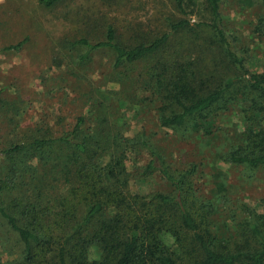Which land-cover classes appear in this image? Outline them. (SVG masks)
Listing matches in <instances>:
<instances>
[{
    "label": "rangeland",
    "instance_id": "rangeland-1",
    "mask_svg": "<svg viewBox=\"0 0 264 264\" xmlns=\"http://www.w3.org/2000/svg\"><path fill=\"white\" fill-rule=\"evenodd\" d=\"M220 11L232 49L250 68L263 71L264 32L258 25L264 0H222ZM185 18L191 21L189 27L170 30L171 22ZM207 18L201 8L183 13L175 0H62L52 6L40 0H0V150L28 138L58 137L83 118V134L104 142V162L113 150L129 151L126 164L132 192H174L158 172L143 175L151 158L148 146L176 174L194 168L191 179L197 194L215 209L213 230L237 240L240 226L252 210H262L264 200V167L222 159L244 143V111L241 106L223 111L210 135L191 125L164 127L163 102L153 74L160 58L193 62L204 72L217 67L233 72L213 30L197 24ZM110 26L127 46L163 32H170V37L159 52L120 66L110 49L89 51L72 45L85 37L103 40ZM20 43L18 50L7 49ZM55 155L48 151L21 161L20 171L22 167L25 171L18 174L12 191H0V202L8 205L18 196L32 197L35 188L42 189L46 200L63 192ZM9 165L10 159L1 156L0 181ZM85 209L80 206L79 216ZM162 239L170 247L175 243L169 232L162 233ZM21 243L0 216V263L17 259ZM100 256V248L91 245L89 259Z\"/></svg>",
    "mask_w": 264,
    "mask_h": 264
},
{
    "label": "trees",
    "instance_id": "trees-1",
    "mask_svg": "<svg viewBox=\"0 0 264 264\" xmlns=\"http://www.w3.org/2000/svg\"><path fill=\"white\" fill-rule=\"evenodd\" d=\"M59 1L40 0L46 6ZM221 1L175 0L183 13L200 8L207 12L208 18L197 24L213 30L225 51L228 70L233 72L219 67L204 72L193 62L160 58L153 73L163 102L160 122L164 127L191 125L194 131L210 135L223 111L241 106L247 122L244 143L222 159L256 169L264 167V70L250 68L232 49L223 26ZM259 22L258 29L264 32V16ZM190 25L186 18L169 24L171 31ZM169 37L170 32H163L153 40L127 46L117 40L110 26L105 39L93 42L85 37L72 45L89 51L110 49L116 54L115 65L120 66L159 52ZM21 44L7 49L18 50ZM83 122L79 118L58 137L28 138L0 150V157L10 159L0 191L13 190L18 174L25 171L23 167L20 171L21 161L48 151L56 152L64 187L48 200L42 198L41 188H35L32 197L18 196L8 205L0 202V216L22 242L19 257L0 264H264V200L262 210H252L240 226L239 238L226 239L212 228L215 209L197 194L191 179L194 168L176 174L148 146L151 158L143 175L158 172L174 192H132L126 164L129 151L113 150L104 162V142L85 136ZM81 205L86 209L79 216ZM164 232L175 238L171 247L162 239ZM93 244L101 250L99 259L88 257Z\"/></svg>",
    "mask_w": 264,
    "mask_h": 264
}]
</instances>
